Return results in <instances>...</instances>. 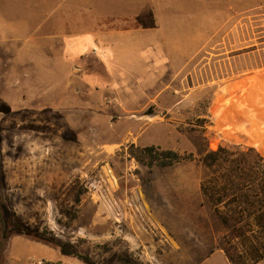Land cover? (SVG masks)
I'll use <instances>...</instances> for the list:
<instances>
[{"label": "rangeland", "instance_id": "1", "mask_svg": "<svg viewBox=\"0 0 264 264\" xmlns=\"http://www.w3.org/2000/svg\"><path fill=\"white\" fill-rule=\"evenodd\" d=\"M73 1L65 4L76 17ZM20 3L7 16L19 42L0 40V264L17 260L20 245L59 251L10 233L11 213L98 264H123L125 251L138 264H231L200 190L201 157L219 144L264 153V68L237 72L242 52L264 45V0H175L174 22L134 20L103 33L110 62L93 29L68 37L67 59L57 58L64 45H48V0ZM104 66L109 80L96 74ZM256 127L254 144L245 131ZM131 144L184 158L146 165ZM50 164L68 170L67 184L48 186Z\"/></svg>", "mask_w": 264, "mask_h": 264}, {"label": "trees", "instance_id": "2", "mask_svg": "<svg viewBox=\"0 0 264 264\" xmlns=\"http://www.w3.org/2000/svg\"><path fill=\"white\" fill-rule=\"evenodd\" d=\"M238 66V73L264 68V45L243 51ZM129 147L130 153L146 165L166 166L184 158L174 150H159L154 145ZM201 162L208 174L201 181L200 190L224 229L220 247L231 264H258L264 258V153L251 145L219 144L207 150ZM8 231L46 242L61 254L86 264H98L88 249L54 241L38 230L30 231L14 213L9 218ZM120 261L138 264L127 251L120 255Z\"/></svg>", "mask_w": 264, "mask_h": 264}, {"label": "crops", "instance_id": "3", "mask_svg": "<svg viewBox=\"0 0 264 264\" xmlns=\"http://www.w3.org/2000/svg\"><path fill=\"white\" fill-rule=\"evenodd\" d=\"M73 2L77 4V7H74L77 8L76 17L69 14L70 7L65 4V0H48V5L45 4L44 9H48V45H64L61 52L55 53L57 58L67 59L66 45L73 42L68 37L77 35L76 33H90L92 31L90 29H93L92 34L100 45H96V47L103 53L104 59L110 62L111 51L107 47L108 38L102 36L103 33H112L110 29L116 27L131 26L134 20L142 22L150 18L151 21L157 20L159 22L158 26H165V24H162L164 21H176L175 0H74ZM151 4L156 5L152 10V15L149 7ZM21 8L20 0H0V40L3 38L2 43L19 42L18 39L14 38L17 26L13 24L9 26L7 16L9 11L15 12V10L18 11ZM139 25L143 26L145 24L140 23ZM167 25L175 26L174 23ZM10 37L12 39H8ZM26 42L29 43L27 39ZM89 54L90 51L86 55L89 56ZM103 69V71L96 74L101 79L103 77L108 79L107 68L104 66ZM50 139H54V137L51 136ZM52 152H55V150ZM65 170L63 172V169L57 165H48V186L55 188L62 186L63 182L67 184L69 176L68 170ZM16 252L18 259L13 260L11 264H35L34 261L28 260L33 257H44L48 260V264H59L60 262L59 259H55L59 251L49 246L46 249L44 245H20L17 247ZM62 264L67 263L62 262Z\"/></svg>", "mask_w": 264, "mask_h": 264}, {"label": "bare ground", "instance_id": "4", "mask_svg": "<svg viewBox=\"0 0 264 264\" xmlns=\"http://www.w3.org/2000/svg\"><path fill=\"white\" fill-rule=\"evenodd\" d=\"M262 106H263V105H262ZM251 110H252V109H251ZM255 113H256V112H255ZM250 114H251V112H250ZM260 114H261V113H260ZM252 115H253V114H252ZM249 116H251V115H249ZM260 116H261V115H260ZM253 117H254V116H253ZM256 118H257V117H256ZM255 121H256V120H255ZM258 122H259V121H258ZM261 122H262V120H261ZM252 124H253V123H252ZM262 124H263V122H262ZM262 124H261V129H263V128H262V126H263ZM235 127L238 128V126H235ZM235 127H233V128H228L227 131L230 130V129L235 130V129H236ZM252 128L254 129V127H252ZM253 129H252V131H248V132L245 131V134H246L249 138H251V139L253 140L254 144L261 143L260 138H259V137L257 138V136H256V134H257V135H258V133L260 134V132L258 131L259 128L256 127V130H253ZM261 129H260V130H261ZM230 131H231V130H230Z\"/></svg>", "mask_w": 264, "mask_h": 264}, {"label": "built area", "instance_id": "5", "mask_svg": "<svg viewBox=\"0 0 264 264\" xmlns=\"http://www.w3.org/2000/svg\"><path fill=\"white\" fill-rule=\"evenodd\" d=\"M93 51L96 52L97 51V48L96 47H93Z\"/></svg>", "mask_w": 264, "mask_h": 264}]
</instances>
